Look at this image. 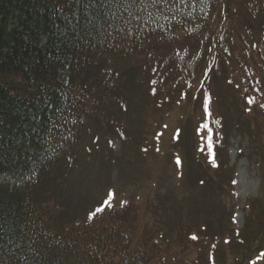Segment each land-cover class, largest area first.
Wrapping results in <instances>:
<instances>
[{
    "label": "trees",
    "instance_id": "1",
    "mask_svg": "<svg viewBox=\"0 0 264 264\" xmlns=\"http://www.w3.org/2000/svg\"><path fill=\"white\" fill-rule=\"evenodd\" d=\"M263 72L264 0H0V264H253L264 256V203L256 199L238 233L224 164L236 132L264 151ZM151 99L194 105L183 106L188 126L175 140L184 154L192 146L188 164L199 166L187 165L188 192L160 193L149 222L132 201L109 216L97 207L84 215V174L94 159L100 169L113 162L116 143L104 133L141 152Z\"/></svg>",
    "mask_w": 264,
    "mask_h": 264
},
{
    "label": "rangeland",
    "instance_id": "2",
    "mask_svg": "<svg viewBox=\"0 0 264 264\" xmlns=\"http://www.w3.org/2000/svg\"><path fill=\"white\" fill-rule=\"evenodd\" d=\"M261 77L264 79V72ZM151 101L156 105L152 106L151 115H147L141 126V130L144 129L143 150L141 152L136 150L134 146L124 148L122 141L115 133L111 132L109 135L104 133L105 136L112 137L110 143L112 140L116 143L111 156L113 162L111 165L106 164L105 167L100 169L101 163L96 162L94 159V162L88 168L89 175L84 174L85 186L81 191L87 203H84L86 205L83 210L84 215H88L92 207H97L95 210L104 208L109 216L115 206L123 207L125 203H131L130 201H132L133 207L138 209L139 215L144 216V220L149 222L152 214L147 208L152 203H157L156 198L160 193H166L170 189L179 198H184L188 192L189 188L186 187L188 183L187 174H189L188 166H190V169H197L199 166L196 163L188 164L192 146L188 151V156L184 154V150L182 151L175 145L180 128L188 126L185 119L182 118L184 114L183 106L187 103L185 102L184 105L176 104L174 108H171L170 106L162 107L163 100L151 99ZM193 106V103L189 102L185 112H192ZM130 123H132L131 130L133 126H140L133 119ZM260 126L262 128V122ZM262 130H264V127ZM262 130L259 132L263 137L264 131ZM104 141V149H109L110 146L107 145L106 139ZM189 141L191 144L194 142V135L191 134ZM262 141L260 142L264 145V140ZM93 147L96 148L89 140L87 149ZM206 150L203 149L201 153H205ZM201 153L199 154L203 160ZM227 153L228 157L224 164L225 169L232 174L235 193L233 197L229 194L230 197L226 202L228 206L226 212L233 215V226L238 233H242L247 228L249 217H252V206L255 207V203L258 205L264 203V161L260 162L257 158V156L264 155V151L254 147L248 137H242L239 132H236L230 135L228 139ZM105 156L109 158L107 154ZM205 158L212 159L208 155ZM192 174L198 176L195 171H192ZM75 177L80 178L79 175H75L73 178ZM5 180L6 177H3L0 182ZM11 182L14 183V181ZM256 199L260 203L256 202ZM92 200L94 203L91 202ZM72 209L73 214L79 218L81 215L79 209H76L75 205L72 206ZM116 211L120 215L122 214L119 209H116ZM134 211L132 209V212ZM223 213V209L219 211L220 216ZM260 214H264V206L260 207ZM260 214L259 217H261ZM262 220L260 222H263ZM202 237H205L204 234H202ZM207 243H201L199 247H205ZM262 245L264 247V243ZM190 252L192 258H199L198 252L192 249H190ZM254 256L251 259H255ZM253 264H264V256H256Z\"/></svg>",
    "mask_w": 264,
    "mask_h": 264
},
{
    "label": "snow or ice",
    "instance_id": "3",
    "mask_svg": "<svg viewBox=\"0 0 264 264\" xmlns=\"http://www.w3.org/2000/svg\"><path fill=\"white\" fill-rule=\"evenodd\" d=\"M262 107H264V105H261ZM193 239H196V237H193Z\"/></svg>",
    "mask_w": 264,
    "mask_h": 264
}]
</instances>
